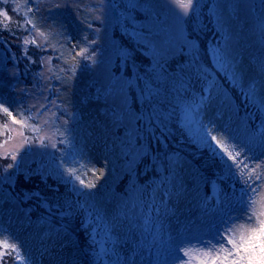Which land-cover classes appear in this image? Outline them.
<instances>
[{
	"label": "trees",
	"instance_id": "trees-1",
	"mask_svg": "<svg viewBox=\"0 0 264 264\" xmlns=\"http://www.w3.org/2000/svg\"><path fill=\"white\" fill-rule=\"evenodd\" d=\"M38 1L28 0L19 11H13L17 5L15 0H0V11H7L11 17V21H6L0 15V51L6 57V67L15 66L27 86L40 89L42 58L50 55L54 70L60 76L63 74L58 64L69 71V58H76V66L82 60L75 56L78 40L75 43L68 40V58L64 55L66 46L61 51H53L43 47L37 39L39 48L31 43L22 44L25 38H36L31 25L26 28L18 25L34 19V11L28 16L24 13L29 7L34 9ZM112 1L118 12L111 26L112 34L121 51L112 70L115 76L126 79L128 105L136 113L137 132L133 139L125 136V126H118L114 133L101 132L89 137L79 130L83 121L81 111L71 112L61 107L58 113L65 122L55 124L59 142L42 163L32 161L26 170H16L8 180L5 176L10 175L8 168L13 164L15 152H0V211L4 201L16 202L20 210L24 209L19 223L34 227L36 236L34 241L20 236L2 219L0 229L6 230L5 234L20 244L32 264H84L85 261L104 264L103 257L132 264L138 256L141 260L145 258L141 246L152 228L154 205L159 204L161 210L176 217H184L189 210L196 209L205 224L215 229L226 215L222 206L227 203V196L245 203L243 200L251 193L236 170L230 168L232 162L216 154L210 146L199 147L183 118L184 111L200 95H205V99L199 112L214 123L213 135L231 137L250 158V165L264 157V92L261 89L264 61H252L255 71L250 70L254 78L249 90L242 84L230 83L214 68L208 43L214 44L228 66L235 68L243 78V70L224 46L225 25L216 18V0H196L195 9L184 19L187 37L195 47L183 45L161 64L154 62L151 46L142 39V36L164 33L161 17L138 6L136 0ZM5 23L7 29L3 28ZM84 48L88 55L96 50L88 43ZM54 96L50 91L48 100ZM0 104L7 107L16 120L24 122L22 128L28 141H38L41 126L26 97L17 101L3 90ZM29 116L32 118L26 119ZM10 118L0 110L3 125ZM32 126L40 130L35 132ZM8 137V132L0 130V145ZM134 145L138 150L132 153ZM68 167H75L85 184L95 183V188H85L69 177L65 171ZM99 172L103 175L102 183L96 180ZM158 187L165 191L159 203L155 199ZM214 187L215 196L211 194ZM171 199L173 206L169 205ZM99 229H105L109 235L101 242L102 253L95 240ZM110 240L128 242L127 252L111 251ZM14 257L15 253L5 255L0 264H20Z\"/></svg>",
	"mask_w": 264,
	"mask_h": 264
},
{
	"label": "rangeland",
	"instance_id": "rangeland-1",
	"mask_svg": "<svg viewBox=\"0 0 264 264\" xmlns=\"http://www.w3.org/2000/svg\"><path fill=\"white\" fill-rule=\"evenodd\" d=\"M15 2L24 6L26 0H15ZM136 3L160 16L164 25V33L142 36V39L151 46L150 53L156 64L163 63L167 58L179 52L183 45L189 47L193 45L186 34L185 15L182 14L175 0H136ZM37 8L39 11L33 12L34 22L36 27L48 36V40L45 41L35 32L39 44L53 51H61L66 46L64 55L68 58V40L70 39L71 43L78 40L80 41L79 48L76 49L75 56L78 60L81 59L82 63L76 66L78 61L69 58L67 61L69 71L58 64V70H61L63 74L60 76L54 70L52 58L48 60L51 56H45L42 69L43 84L38 89L34 86H27L19 77L15 66L6 67L4 65L6 57L0 51V93L6 90L17 101L21 97H26L41 126L39 137H45V144L48 145L45 147L41 146L39 141H28L22 125L14 123L11 118L8 119L6 124L11 129V138L0 145V152L12 151L16 156L12 167L8 168L10 175L5 176L8 180L12 179L16 170H26L32 161L38 160L42 163L49 156L53 149L50 146L51 142L56 144L59 142L55 124L57 121L65 122V118L58 113L61 107L71 112L77 109L81 111L83 121L80 122L79 130L89 137L101 132L114 133L118 126H125L127 128L125 136L131 139L137 132L136 113L128 105L126 79L123 76H115L112 70L116 56L121 53L112 34L111 26L117 20L118 15L113 1L39 0L34 9ZM214 10L217 20L225 25L224 46L228 55L243 70L244 81H242L245 87L250 88V82H253L254 78L250 70L255 71V65L250 63L259 59L264 61V3L262 0H216ZM93 41L94 43H91ZM85 43H88L89 47L96 48L91 54L86 53L88 58L77 55L81 48H84ZM85 60L88 62H84ZM261 89L264 92V85ZM50 91L55 93V96L48 100ZM199 104L196 103L185 110L184 120L189 124L198 146L211 145L214 141H210V138L205 136V129H212L214 123L212 120L205 119V116L199 112ZM0 130L5 132L1 121ZM137 150L135 145L131 147L132 153ZM88 156L90 158V154ZM261 162H264V157L256 160L255 164ZM49 163H46L45 168L49 166ZM98 174V180L103 179V175L100 172ZM256 175L261 176L259 181L255 180ZM252 176L254 186H259L254 196L257 210H259L264 204V167L257 168ZM251 195L243 201H248ZM164 197L163 190L158 189L157 203L162 202ZM173 204L174 201L171 199L169 205L173 206ZM244 204L234 201L232 196H227V203L222 206L226 214L223 220L229 216H236ZM18 209L20 210V206L16 202L4 201L0 219L9 222L20 236L34 241L35 228L19 223L21 212H24V209L20 211ZM153 210L152 228L141 246L145 258L141 260L138 256L136 262L132 264H179L177 257L187 258L184 257L183 252L177 250L178 248L185 247L189 242L195 244L197 241L208 240L216 230L205 224L202 215L196 209L189 210L184 217H176L161 210L159 204L154 206ZM108 238L109 235L105 229L95 232V240L99 242L100 250L102 248L100 242ZM135 239L138 237L135 236ZM128 246V242L117 240H110L108 244V248L116 253L125 252ZM103 262L104 264H122L120 261L114 259L112 261L108 258H103ZM84 264L90 263L85 261Z\"/></svg>",
	"mask_w": 264,
	"mask_h": 264
},
{
	"label": "snow or ice",
	"instance_id": "snow-or-ice-1",
	"mask_svg": "<svg viewBox=\"0 0 264 264\" xmlns=\"http://www.w3.org/2000/svg\"><path fill=\"white\" fill-rule=\"evenodd\" d=\"M26 2H28V0H26ZM32 2H34V0H32ZM175 2L181 9L182 14L187 16L194 10L196 0H175ZM56 6L59 7V5ZM20 8L21 5L17 4L13 11H19ZM33 11L38 12L39 9L29 7L24 15L28 16V13ZM0 15H2L6 21H11V17L8 15L7 11H0ZM27 25H31L32 29L35 30L39 37H43L45 41L48 40V36L36 27L34 19H27L24 24L18 26L26 28ZM3 28H8L7 23L3 24ZM29 43L36 45L38 48L41 47L37 44L36 38L31 40L25 38L22 41L23 45H28ZM91 43H94V41ZM75 46L76 45H73V47ZM193 46L195 47V45ZM86 53L87 49L81 48L77 55L88 58ZM24 54L27 55L26 52H24ZM218 55L223 59V53H218ZM29 59L31 58L29 57ZM48 60L50 61L51 57H49ZM41 62H44L43 58ZM233 75L235 77V74ZM233 82H236L235 79ZM0 110L11 117L14 123L24 126V122L17 121L15 117L12 116L9 109L4 107L3 104H0ZM20 114L22 115V113ZM31 118L32 117L29 116L26 119L30 120ZM4 130L9 133L8 138L10 139L11 129L8 128L7 124L4 125ZM32 130L38 132L40 128L38 126H32ZM211 132L212 129L206 128L205 136L209 137L210 141L215 142L214 147L220 155L232 162L230 168L236 170V174L241 178L242 183L252 195L236 216H229L227 219L220 222L210 239L197 241L195 244L189 242L185 247L178 248L177 250L183 252L184 257L187 259L177 257V260H179V264H264V204L257 210L254 196L258 192L259 186H254L252 176L257 168L264 167V162L250 165L248 162L250 158L244 154L243 149L240 148L238 144L232 141L231 137L221 135V137L218 138L216 135H211ZM60 134L64 135V133ZM45 139V137H38L41 146H48L45 144ZM48 139L51 140V138ZM50 146L56 148V143L51 142ZM15 158L16 156L13 154L12 159L15 160ZM9 167H12V165H9ZM81 167H84V165L81 164ZM65 171L69 177L79 181L80 185H83L85 188H95V183L85 184L84 180L77 175V169L75 167H68ZM260 179V175L255 176L256 181ZM68 215H71V213H68ZM237 221L240 222L237 223ZM5 232L6 230L0 229V237H2V239H0V260H2L5 255L15 253L14 261H19L20 264H32L31 257L21 251L20 244L18 242H13L14 238L11 235L5 234Z\"/></svg>",
	"mask_w": 264,
	"mask_h": 264
}]
</instances>
